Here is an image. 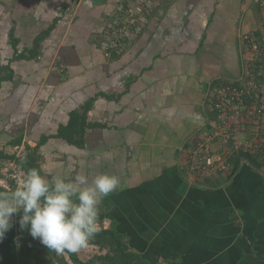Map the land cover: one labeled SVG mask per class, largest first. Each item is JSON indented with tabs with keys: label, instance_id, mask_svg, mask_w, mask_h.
I'll return each instance as SVG.
<instances>
[{
	"label": "crops",
	"instance_id": "0c3cea01",
	"mask_svg": "<svg viewBox=\"0 0 264 264\" xmlns=\"http://www.w3.org/2000/svg\"><path fill=\"white\" fill-rule=\"evenodd\" d=\"M123 1L79 0L69 9L68 0H35L41 30L57 22L41 56L13 61L15 76L0 87V148L13 153L20 138L35 147L48 136L39 149L47 178L118 176L100 227L114 226L152 264H264V163L245 148L264 117L236 119L229 142L211 143L234 156L228 172L206 175L189 164L196 136L214 127L212 88L246 84L255 65L263 85L252 102L264 105V0H152L138 36L107 56L109 17ZM18 2L0 0V10ZM37 34L26 45L19 36L20 49ZM95 96L88 121L98 125L85 144L56 137ZM20 215L0 241V264H76L21 230ZM95 249L107 252L88 244L80 260Z\"/></svg>",
	"mask_w": 264,
	"mask_h": 264
},
{
	"label": "clouds",
	"instance_id": "9594fccd",
	"mask_svg": "<svg viewBox=\"0 0 264 264\" xmlns=\"http://www.w3.org/2000/svg\"><path fill=\"white\" fill-rule=\"evenodd\" d=\"M120 179L114 174H97L91 183L84 174L72 179H49L31 168L11 192H0V241L12 227L14 214L21 230L58 255L86 248L100 230L99 208L114 193Z\"/></svg>",
	"mask_w": 264,
	"mask_h": 264
},
{
	"label": "built area",
	"instance_id": "2783aa9c",
	"mask_svg": "<svg viewBox=\"0 0 264 264\" xmlns=\"http://www.w3.org/2000/svg\"><path fill=\"white\" fill-rule=\"evenodd\" d=\"M78 1L68 0L69 9H72V6ZM151 3L152 0H135L129 3L124 1L118 6L109 22L108 32L113 39L107 48V56L122 51L128 41L138 36L142 18ZM250 42L253 49L257 51L258 45L253 43L251 38ZM261 75V70L254 65L250 69L246 84L231 82L218 85L209 91L211 108L215 114V123L214 127L202 134L201 137H198L192 146V155L189 158L192 170H198V172L206 175L228 172L230 169L228 157L230 150L212 152L210 150L211 143L217 138H221L224 143H227L237 132L236 122L234 121L236 119L242 118L246 121L256 122L259 118L264 117V105L254 104L252 102L253 96L251 95L253 90L255 92L261 91L260 88L263 85V82L260 81ZM248 98L249 101H247ZM255 131L256 141L247 143L245 148L249 152L256 154L264 151V130L258 127ZM20 145L15 148L17 156H21L25 151V147ZM3 171H10L12 176L18 181V184L24 177L22 167L15 160L8 161ZM0 183H2V180H0Z\"/></svg>",
	"mask_w": 264,
	"mask_h": 264
},
{
	"label": "trees",
	"instance_id": "16d2710c",
	"mask_svg": "<svg viewBox=\"0 0 264 264\" xmlns=\"http://www.w3.org/2000/svg\"><path fill=\"white\" fill-rule=\"evenodd\" d=\"M130 1L135 0H125V2L128 3ZM113 15L114 13L110 15L109 21L113 18ZM56 22L57 19L55 20V22H53V24H51L46 29H43L34 38L31 46L25 47L24 49L19 48L21 39L20 37L16 36L14 27L8 29L7 32H5L6 36H8L9 38L8 43H10L13 49V56L9 59L10 63L0 65V87L4 81L12 80L15 76V71L11 66V63L13 61L38 59L41 56L42 43L54 29ZM114 55H116V53L112 54V56ZM227 83L231 82H224L220 85ZM251 93L253 97L256 96L255 90H253V92ZM96 98L97 97L95 96L88 99L78 109L72 111L68 123L66 125L60 126L56 137L61 138L70 144L82 147L86 141L85 135L87 129L93 125H98V123H92L88 121L89 112L93 108ZM247 101H249V98ZM204 133H206V131H202L201 134ZM198 136H196L194 142L198 138ZM47 139L48 136H44V138L35 147L26 144L25 151L21 156H17L15 152H6L4 149L0 148V178L6 180L8 184V187L0 184V192H11L18 185V181L12 176L10 171H3L6 163L10 160H15L18 164H20L25 173L24 176L31 168L39 169L41 174L44 175V171L41 168L42 154L40 153L39 149L40 146L47 141ZM15 143L16 145H20L22 143V139L20 138L16 142H13V144ZM261 153H264V151ZM261 153H257L256 155H254L253 159H255V157L260 158L261 162L264 163V154ZM228 157L230 162L234 158L232 154H229ZM88 244L97 245L101 249H106L107 252L105 254L95 256L87 262H82L80 260L78 252H69L72 260L76 264H94L96 260L102 261L103 264H152L141 254L130 250V247L126 240V236L118 232L114 226L100 227L98 233L94 236V238L90 240Z\"/></svg>",
	"mask_w": 264,
	"mask_h": 264
},
{
	"label": "rangeland",
	"instance_id": "374dc122",
	"mask_svg": "<svg viewBox=\"0 0 264 264\" xmlns=\"http://www.w3.org/2000/svg\"><path fill=\"white\" fill-rule=\"evenodd\" d=\"M23 1L24 0H22V2ZM19 3L20 0L13 10H0V65L10 63L9 59L11 58V56H13V49L10 43H8V36H6L5 34L8 29L14 27L16 36H20L22 40L26 42L25 45L27 43L30 44L29 40H31L37 33L39 34L42 31L41 22H38V20L36 19V14H34L35 12L32 10L35 5V0H25L24 4ZM9 7H11V5H9ZM45 28H47V25L45 26ZM24 174L25 173L23 172V176ZM2 179L3 178H0V180ZM99 253L100 250L98 251V249L90 252L89 256H92L91 258L88 257V255L84 256L83 254H81V260L83 262H87L95 256L101 255Z\"/></svg>",
	"mask_w": 264,
	"mask_h": 264
}]
</instances>
